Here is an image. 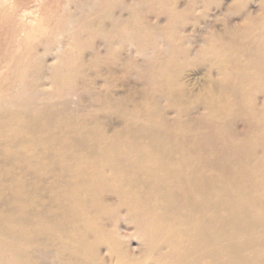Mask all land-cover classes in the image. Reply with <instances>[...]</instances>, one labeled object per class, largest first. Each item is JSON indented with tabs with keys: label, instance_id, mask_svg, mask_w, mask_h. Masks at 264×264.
I'll return each instance as SVG.
<instances>
[{
	"label": "rangeland",
	"instance_id": "obj_1",
	"mask_svg": "<svg viewBox=\"0 0 264 264\" xmlns=\"http://www.w3.org/2000/svg\"><path fill=\"white\" fill-rule=\"evenodd\" d=\"M89 2L0 85V264H264V0Z\"/></svg>",
	"mask_w": 264,
	"mask_h": 264
},
{
	"label": "bare ground",
	"instance_id": "obj_2",
	"mask_svg": "<svg viewBox=\"0 0 264 264\" xmlns=\"http://www.w3.org/2000/svg\"><path fill=\"white\" fill-rule=\"evenodd\" d=\"M89 0H0V85L11 78L13 75L17 86H21L20 95L28 96L31 99H39L43 93L34 91L29 93L25 88V84L29 83L27 78V66L23 53L30 48L32 42L35 41L38 34L47 29L49 24L55 26L56 31H62V35L73 40L78 36L71 25L74 18L73 6L75 12L80 10H90ZM105 17H111L109 12H105ZM73 51L69 48H59L56 58L60 63H65ZM42 63V61L40 62ZM43 71V67L39 69ZM60 65L50 69L51 81L56 85L60 82ZM53 244H49L46 249L37 250L33 248L31 253L27 254V258L23 264H64L67 259L66 252L86 255L85 247L77 249L78 252L68 247L57 244V249L53 248ZM147 250V254L152 252ZM66 258H61V257ZM61 258V259H59ZM149 257L144 254L140 258L134 255H128L125 264H148ZM16 264H20L17 262ZM100 264H107L106 261ZM150 264V263H149Z\"/></svg>",
	"mask_w": 264,
	"mask_h": 264
}]
</instances>
